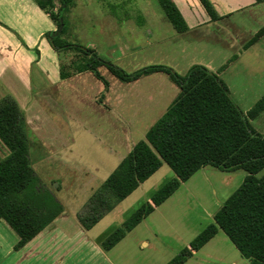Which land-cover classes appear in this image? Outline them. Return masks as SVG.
<instances>
[{
    "label": "rangeland",
    "instance_id": "374dc122",
    "mask_svg": "<svg viewBox=\"0 0 264 264\" xmlns=\"http://www.w3.org/2000/svg\"><path fill=\"white\" fill-rule=\"evenodd\" d=\"M37 1H42L50 14L59 13L62 7L60 0H53V10L46 0ZM74 1V5L64 13L67 34L60 40L91 49L100 59L128 75L163 66L185 76L191 67L203 66L223 77L229 71L226 68L224 72L223 69L227 65L226 58L238 55L241 49H231L222 42L225 40L223 31L216 32L220 42L204 40L200 36L192 40L177 33L157 0ZM174 1L178 5L177 0ZM17 15L23 17L19 27L23 31L24 23L30 25L32 21L25 13ZM11 19H14L13 14ZM36 20L41 19L35 18L34 21L40 29L42 24ZM50 22L53 23L52 20ZM226 24L235 32L232 37L239 31L243 46L247 45L252 37L264 30V7L243 9L229 18ZM57 64L61 74L70 73L72 77L79 74L78 68L84 62L82 55L68 51L58 53ZM97 72L112 88L108 110L99 103L104 95V84L96 79L93 72L85 73L80 80L51 88L50 84L42 81V77L32 79L34 92L30 100L33 109L29 115H38L42 133L37 132L50 144V148L42 151V143L36 135L30 136L33 168L48 189L59 193L57 200L71 215L81 211L91 196L92 188H98L115 172L132 147L145 140L149 129L163 116L177 93L176 86L164 73L125 84L106 67L98 68ZM227 75H231L236 88H248L250 91L257 88L256 92L259 88L264 93V38L258 49L244 56ZM251 98L242 101L245 109L254 102ZM254 128L259 134H264V114L255 122ZM48 152L50 155L46 159ZM7 154V149L0 142V160ZM246 175L244 171L227 173L213 167L202 169L148 219L144 228L115 250V255L120 260L125 259L127 264H168L214 223L215 214L242 186ZM173 178L174 172L163 164L157 173L103 219L94 235L115 232ZM144 235L150 237L148 239L153 245L142 254L136 244ZM153 235H158L159 239ZM43 241H47L46 235ZM197 258L198 262L193 264H251L220 231Z\"/></svg>",
    "mask_w": 264,
    "mask_h": 264
},
{
    "label": "trees",
    "instance_id": "16d2710c",
    "mask_svg": "<svg viewBox=\"0 0 264 264\" xmlns=\"http://www.w3.org/2000/svg\"><path fill=\"white\" fill-rule=\"evenodd\" d=\"M42 10L47 7L35 0ZM59 13L50 14L57 26L46 35L56 52L75 51L82 55L84 65L77 73L93 72L106 67L122 82H132L155 73H165L181 93L168 111L154 124L142 141L123 161L117 171L97 190L80 216L88 230L114 211L142 184L167 164L175 174L152 195L122 229L105 241L110 250L126 233L134 230L154 210L169 200L196 173L207 167L223 172L244 171L247 177L214 216V224L206 228L189 247L168 264H185L222 231L240 254L251 264H264V136L251 125L264 112V97L248 113L238 107L227 86L202 66H195L185 76L172 69L155 66L133 75L126 74L112 63L100 59L92 50L62 42L67 26L64 13L74 0H60ZM53 10V0H46ZM168 20L180 34L187 31L182 15L172 0H157ZM212 21L219 17L209 2L200 0ZM258 4L264 0H256ZM63 26V30H59ZM264 30L253 39L255 44ZM62 78L70 77L62 73ZM0 142L8 154L0 160V221L6 222L19 238V251L40 235L64 213L62 204L40 180L30 157V133L25 116L11 96L0 101Z\"/></svg>",
    "mask_w": 264,
    "mask_h": 264
},
{
    "label": "crops",
    "instance_id": "0c3cea01",
    "mask_svg": "<svg viewBox=\"0 0 264 264\" xmlns=\"http://www.w3.org/2000/svg\"><path fill=\"white\" fill-rule=\"evenodd\" d=\"M34 1L35 0H0V101L7 96H11L12 98H14V100L17 102L18 106L24 113L30 136L36 135L38 141L42 143L40 146L42 147L43 151L44 149L50 148V144L41 138L42 135L40 133L42 132L39 131L38 115L32 114V116H30V113H32L33 109V105L31 104L32 100H30L32 99L34 92L33 77H42V81H44L45 84H50L51 88L63 84L64 82L80 80L85 73L68 78H62L61 72L59 70V64H57L58 53L54 51L49 41L46 39L47 34H49L50 32H56V26L54 23L50 22V20H52L50 18V15L46 11L42 10L38 3ZM172 1L180 11L187 27V31L181 35H186V37L189 36V38L192 40H195V38L200 36L204 40L209 39L220 42L221 40L218 39L216 32L223 31L225 32V40H223L222 42H225L227 45H229L231 49L235 47L238 49L241 48L238 55L234 54V57H231L232 55L229 54L230 57L226 58L227 65L223 67V69H225L224 72L227 69H229L230 71L231 68H235L236 66H238L244 56H246L248 53H251L252 51H256L260 46L261 41H263L264 35L255 44H250V42L258 36L257 35L254 38L252 37L251 41L247 45L245 44L243 46V40L241 38L242 36L240 32H236L237 34H235V37H232L235 32L231 30V28L229 29L227 27L226 21H228L229 18L233 17L235 13L240 12L243 9H255L258 7H264V3L258 4L256 0H209L219 17L218 21H212L208 13L203 8L200 0H177V3L180 7L174 0ZM5 10H7L8 14H5ZM18 13H25L26 15H29L28 19L32 21L30 22V25L24 23L23 31L19 30L23 17L17 15ZM12 14L14 15V19H11ZM35 18H39L42 20H36L37 22H41L42 24L40 29L37 27L36 22H34ZM166 19L168 20L167 16ZM18 22L20 24H18ZM174 30L176 31L175 28ZM65 34H67V29ZM228 72H226L225 76L223 77L219 73L217 75L212 72L211 73L218 76L223 81V83L227 86L233 101L244 112V114H248L264 97V93L260 92L259 88L257 92V88L251 91L248 88H236L234 86V81L231 75H227ZM98 74L101 76L100 73ZM155 74L144 76L142 78L150 77ZM101 78L102 79H99L96 76V79L104 84V95L102 99L99 100V103L104 109L108 110V104L112 101V88L108 81L104 79V77L101 76ZM142 78L132 82H122L119 79L118 80L122 83L130 84L138 82ZM170 81L176 86L177 93L170 106L167 108L166 112L181 93L180 88L171 79ZM254 92L259 95L256 96L255 94V96H253ZM249 98L253 99L254 102L248 105V108L245 109L242 105V101L245 102ZM262 114H264V112ZM262 114H260L257 119L251 121V125L253 128L255 122L259 120ZM37 131H39L40 133ZM260 135L264 136V134L262 133ZM143 141H146V137ZM141 142L135 144L132 147L131 152ZM131 152L128 154V156L131 154ZM49 155L50 152H48L46 159L49 157ZM123 161L115 169V172L123 163ZM32 164L34 166L33 162ZM115 172H113L111 175H113ZM105 182H103L98 188H92V192L90 194L91 196L79 213L71 215L62 204L64 213L52 224H50V226L45 229L40 235H38L34 240H32L19 251L15 250V246L19 241L18 236L6 222L0 221V264H127V262H125V259H118V256L115 255V250H118L119 248H121V246H123V244H126L125 242H128L127 240H129L131 236L136 234L140 230V228H144L146 226L145 224L148 223V219L151 216L155 215L168 200L160 207L156 208L154 212L147 218H145L134 230L126 233L124 238L118 244H116L110 250H106L104 248V243L114 232L105 234L103 236L101 234L94 235L93 232L96 227L103 222V219H105L116 209L111 213H108L101 221L98 222V224L88 230L82 225L79 219L97 190ZM185 183L186 182L182 183L181 186ZM59 186H61L62 188L63 185L60 184ZM94 187H96V185H94ZM53 189L55 188L53 187ZM51 192L55 197L59 194L58 192ZM147 202H149V200H147L146 203ZM126 222L120 224V228L118 229H122ZM45 235L47 241H43L45 240ZM218 235L219 232L213 240H215ZM153 236L156 239H159L158 235ZM154 237H152V239H155ZM148 238L150 237L144 235V237L141 238L136 244L137 250L142 254H144L146 250L151 248L153 245V242ZM206 246L199 252L194 253L193 256L186 261L185 264H193V262H198L197 256L206 248ZM125 247L126 250H128L127 245H125Z\"/></svg>",
    "mask_w": 264,
    "mask_h": 264
},
{
    "label": "water",
    "instance_id": "95a60500",
    "mask_svg": "<svg viewBox=\"0 0 264 264\" xmlns=\"http://www.w3.org/2000/svg\"><path fill=\"white\" fill-rule=\"evenodd\" d=\"M62 30H63V26L61 27V29L59 30V33H61L62 32Z\"/></svg>",
    "mask_w": 264,
    "mask_h": 264
}]
</instances>
